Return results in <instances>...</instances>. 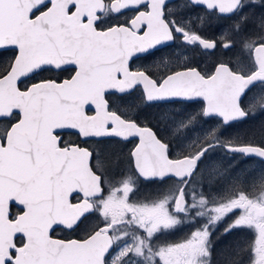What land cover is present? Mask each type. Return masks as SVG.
<instances>
[{"label":"snow or ice","instance_id":"snow-or-ice-1","mask_svg":"<svg viewBox=\"0 0 264 264\" xmlns=\"http://www.w3.org/2000/svg\"><path fill=\"white\" fill-rule=\"evenodd\" d=\"M0 264H264V0H0Z\"/></svg>","mask_w":264,"mask_h":264},{"label":"flooded vegetation","instance_id":"flooded-vegetation-1","mask_svg":"<svg viewBox=\"0 0 264 264\" xmlns=\"http://www.w3.org/2000/svg\"><path fill=\"white\" fill-rule=\"evenodd\" d=\"M10 55V54H9ZM151 189H142V194L150 191ZM193 230L192 226L185 225V226H179L175 229L167 230L165 235L163 236V240H167L168 242H179L182 240L186 235L190 233V231ZM255 238V234L253 231L245 229L238 233L234 239H238L243 242H253V239Z\"/></svg>","mask_w":264,"mask_h":264},{"label":"rangeland","instance_id":"rangeland-1","mask_svg":"<svg viewBox=\"0 0 264 264\" xmlns=\"http://www.w3.org/2000/svg\"><path fill=\"white\" fill-rule=\"evenodd\" d=\"M161 239L163 240V236H161ZM255 239V238H254ZM254 239H253V241H254Z\"/></svg>","mask_w":264,"mask_h":264}]
</instances>
